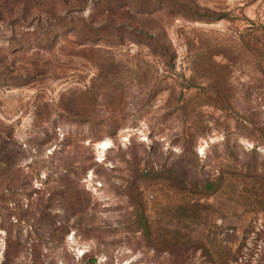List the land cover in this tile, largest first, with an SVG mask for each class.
<instances>
[{
  "label": "rangeland",
  "instance_id": "374dc122",
  "mask_svg": "<svg viewBox=\"0 0 264 264\" xmlns=\"http://www.w3.org/2000/svg\"><path fill=\"white\" fill-rule=\"evenodd\" d=\"M0 264H264V0H0Z\"/></svg>",
  "mask_w": 264,
  "mask_h": 264
},
{
  "label": "trees",
  "instance_id": "16d2710c",
  "mask_svg": "<svg viewBox=\"0 0 264 264\" xmlns=\"http://www.w3.org/2000/svg\"><path fill=\"white\" fill-rule=\"evenodd\" d=\"M203 192H214L215 191V184H205L204 186H203V190H202Z\"/></svg>",
  "mask_w": 264,
  "mask_h": 264
}]
</instances>
